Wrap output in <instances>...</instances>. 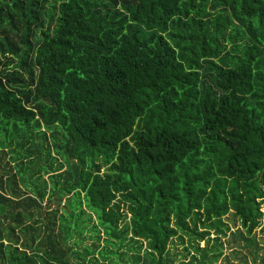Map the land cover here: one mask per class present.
I'll use <instances>...</instances> for the list:
<instances>
[{"label":"trees","instance_id":"16d2710c","mask_svg":"<svg viewBox=\"0 0 264 264\" xmlns=\"http://www.w3.org/2000/svg\"><path fill=\"white\" fill-rule=\"evenodd\" d=\"M263 205L264 0H0V264H264Z\"/></svg>","mask_w":264,"mask_h":264},{"label":"rangeland","instance_id":"374dc122","mask_svg":"<svg viewBox=\"0 0 264 264\" xmlns=\"http://www.w3.org/2000/svg\"><path fill=\"white\" fill-rule=\"evenodd\" d=\"M7 160H11L10 154L7 157ZM7 160H5L4 163L7 162ZM26 172L23 173V176ZM45 178H47L49 180L48 175H45ZM262 211L264 213V205L262 206ZM235 231V230H234ZM215 236H212V238H214ZM86 243H89V240L86 241ZM204 245V242L201 243V246ZM225 251V257H222V259H219L217 261V264H245L242 260V258L237 259L233 253H232V249H230V247H228V249L224 250ZM191 253L193 252V250L190 251ZM171 254H183V255H187L188 252L185 251L183 245H181L178 241L174 242L171 245V250H170ZM199 255V254H197ZM189 260V256H181L180 259H178L176 261V264H178L181 261H187ZM114 261H116V259L114 258ZM195 264H199L198 262H195ZM209 264V263H208ZM210 264H216L215 262L210 263Z\"/></svg>","mask_w":264,"mask_h":264}]
</instances>
